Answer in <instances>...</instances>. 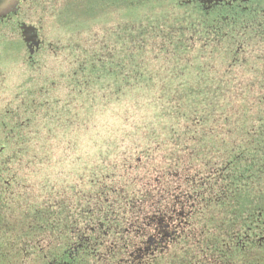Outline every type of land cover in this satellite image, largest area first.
Segmentation results:
<instances>
[{
    "label": "trees",
    "instance_id": "16d2710c",
    "mask_svg": "<svg viewBox=\"0 0 264 264\" xmlns=\"http://www.w3.org/2000/svg\"><path fill=\"white\" fill-rule=\"evenodd\" d=\"M139 1H113L128 14L118 15L110 38L99 42L96 34L77 53L71 75L83 77L87 101L130 100L135 111L141 98H154L156 115H146L135 129L147 131L143 147L133 150L139 156L134 161L133 154L117 151L121 178L93 174V184L85 183L83 190L48 185L42 171L47 188L36 193L11 170L13 157L16 166L24 157L27 164L51 163L21 146L29 118L22 123L16 114V126L3 122L0 264H161L162 254L154 249L166 225L184 223L178 217L182 207L191 210L185 224L197 231L184 238L204 246L248 225L264 207V66L253 78L244 70L249 56L248 69L257 70L261 61L237 52L242 13L224 8L207 13L199 4L170 0L169 14L152 16L156 0ZM24 102L26 108L34 101ZM62 120L61 128L75 127L72 115ZM53 133L45 132L40 149L53 152L48 146ZM149 161L151 167L141 171ZM168 254L173 259V251Z\"/></svg>",
    "mask_w": 264,
    "mask_h": 264
},
{
    "label": "rangeland",
    "instance_id": "374dc122",
    "mask_svg": "<svg viewBox=\"0 0 264 264\" xmlns=\"http://www.w3.org/2000/svg\"><path fill=\"white\" fill-rule=\"evenodd\" d=\"M113 1L117 5L120 4L117 3L118 0ZM113 1L100 0L97 3L96 0H68L67 2L54 0L45 9L37 8L32 21L39 22L43 34L53 44V48L49 49L46 46L33 66L19 61L17 55L16 59L8 57L0 62V112L4 113L0 114V137H4L7 133L3 130V122L11 123L9 126H16V114L5 113L7 105H11V102L16 103L12 105L16 108V112L21 114L19 117L22 123L30 119L24 124L27 125L24 131L28 136L27 142L20 139L23 150L31 148L32 151L44 154L47 163H51L49 168L46 164H35L32 160L33 164H27L24 160H28L29 157H24V164L16 166V157H13L15 163L10 165L11 170H17L25 180L24 185L26 184L36 193H43V187L47 188L44 183L45 177L44 179L40 177L42 171H45L43 173L48 179V185L57 183L70 191L75 186L83 190L85 183L93 184L89 181L92 180L93 174L102 178L109 176L112 180L116 177L121 178V168L117 166L121 164V159H116L117 151L120 152L118 155L133 154L135 161L140 151L138 149L133 151L134 148L143 147L145 143L143 141H146V134L143 135V133L147 131L138 128L135 132V129L137 125L139 127L142 124L141 121L146 115H156L157 107L151 108L154 98L151 96L141 98L140 104L134 106L135 111L132 110L130 100H125L120 105L115 102L101 104L97 101H87L84 92L88 88L82 85L83 77L74 79V76H71L78 68L79 56L77 55L81 49L88 47L89 43L95 40L96 34L99 42L110 38L117 25L118 15L128 14L124 13L127 10L114 6ZM124 1L135 3L134 1L139 0ZM169 2L170 0L154 1L150 6V8L153 6L152 16L164 14L165 11L169 14L171 10ZM103 6L108 7L104 9ZM141 9L144 10L145 7H138L137 10ZM253 49L257 48L250 47L247 54L253 57L261 55L258 53L260 50L257 52ZM250 59L252 57L249 56L248 60L252 63ZM249 62L244 64L246 68L244 70L252 72L249 73V77L253 78V74L261 73L263 61L261 60L257 70L248 69L247 66L252 65ZM243 76L239 74L237 78H243ZM231 83L230 88L234 90L236 84L233 81ZM26 100L34 101L32 106L24 108L25 105L22 102ZM64 114L72 115L76 119L75 127L70 128L72 132L61 128L59 122L63 121ZM84 120L89 122L87 127L84 126ZM10 128L8 127V130ZM49 130H54V135L48 139V146L51 145L53 152L46 147L40 149L41 143H44L45 132ZM12 136L14 137L11 146L13 152L16 151V133ZM105 157L109 159L104 161ZM150 167L149 161L141 168V171ZM109 177L107 179H110ZM187 247L191 249V246Z\"/></svg>",
    "mask_w": 264,
    "mask_h": 264
},
{
    "label": "flooded vegetation",
    "instance_id": "af4514ba",
    "mask_svg": "<svg viewBox=\"0 0 264 264\" xmlns=\"http://www.w3.org/2000/svg\"><path fill=\"white\" fill-rule=\"evenodd\" d=\"M3 1L1 0L2 3ZM53 1L17 0V6L16 0L6 1L8 4L6 12L0 10V62L8 57L16 59L17 55L19 61L33 66L46 46L49 49L53 48V44L43 34L39 22L32 21L37 8L45 9ZM182 2L190 5L199 4L207 13L222 8L233 12L235 9L239 10L242 15L237 18V25L242 33L237 37V52L247 55L250 47H256L257 49L253 51L260 50L257 52L261 55L257 57L259 61H263L264 66V0H186ZM222 19L224 21L227 18ZM29 27H33L35 33L29 34L26 30ZM10 104L6 106L5 113L18 114L12 105L16 103ZM0 114L4 113L0 112ZM179 212L178 217L184 220V223L180 221L173 226L166 225L162 231L163 239L160 246L156 247V241H152L151 246L156 247L155 253L162 254L161 264L172 262L173 264H264V207L258 209L256 217L248 225L241 224L240 229L233 232L231 236L225 233L219 240L206 241L205 246L196 238L192 240L184 238L185 236L187 238L191 231L194 233L197 231L195 225L192 227L190 224H185L187 217H189L187 221L190 219L191 210L182 207ZM187 246H191V249ZM172 251L173 260L169 259L168 254Z\"/></svg>",
    "mask_w": 264,
    "mask_h": 264
},
{
    "label": "water",
    "instance_id": "95a60500",
    "mask_svg": "<svg viewBox=\"0 0 264 264\" xmlns=\"http://www.w3.org/2000/svg\"><path fill=\"white\" fill-rule=\"evenodd\" d=\"M6 1H8V0H4L3 1V3L1 2V0H0V10H3V11H5L6 12V10H7V6H8V4H7V2ZM16 6H17V0H16ZM27 30V32H29V34L32 32H34L35 33V29L33 28V27H29V28H27L26 29ZM34 37H36V35H33Z\"/></svg>",
    "mask_w": 264,
    "mask_h": 264
}]
</instances>
